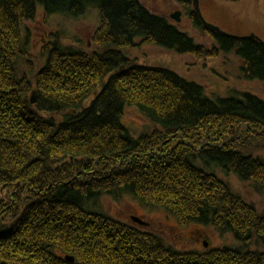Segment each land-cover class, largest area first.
I'll use <instances>...</instances> for the list:
<instances>
[{
    "label": "trees",
    "instance_id": "trees-1",
    "mask_svg": "<svg viewBox=\"0 0 264 264\" xmlns=\"http://www.w3.org/2000/svg\"><path fill=\"white\" fill-rule=\"evenodd\" d=\"M86 1L0 0V264H264V210L222 180L264 194V101L250 93L212 99L167 69L138 67L122 51L137 36L177 51L201 47L139 0ZM91 4L103 23L94 33L100 43L94 36L91 48L67 49L55 34L49 44L60 54L51 48L31 74L38 110L72 108L48 120L30 110V79L16 68L32 59L22 24L39 5L46 22ZM218 38L246 63L249 80L264 79V46ZM128 106L146 121L141 131L122 122ZM101 197H130L181 227L211 226L234 241L227 251L177 248L94 213Z\"/></svg>",
    "mask_w": 264,
    "mask_h": 264
},
{
    "label": "rangeland",
    "instance_id": "rangeland-1",
    "mask_svg": "<svg viewBox=\"0 0 264 264\" xmlns=\"http://www.w3.org/2000/svg\"><path fill=\"white\" fill-rule=\"evenodd\" d=\"M90 1L88 0L86 3ZM197 1L199 12L207 23L216 25L236 37L243 35L248 37L252 34L254 38L241 39L253 40L264 46V0ZM139 2L152 13L162 16L177 27L181 33L192 40L194 45H199L198 48L201 47V49L193 52L187 51V48L193 47L186 45L177 51L175 46L172 48L161 47L146 38L137 36L122 51H126L124 53L129 55L138 67L155 68L157 71L159 68L167 69L183 77L186 81L201 85L205 94L212 99L232 95L237 101H245L247 97L243 96L244 93H250L253 97L264 101V79L252 78L249 80L250 78L248 79L244 72L248 67L246 63L234 53L233 49L223 48L222 39L218 38L215 31L202 29L203 24L198 18V11L193 0H189L190 4H182L178 0H139ZM39 7L40 9L36 8L34 20L24 21L22 24L25 28L22 32V40L30 45L32 59L28 64L21 62L16 68L19 70V76L25 75L30 79V87L26 94L30 110L39 113L42 117H47L48 120L59 121L65 114L72 113V108L61 109L59 112L38 110L37 102L40 92L37 83L34 80L31 82V74L35 70H41L40 68L36 69L38 66L48 64L47 59L50 57L51 48L53 54H60V51L53 46L60 50L62 48L49 44L51 36L58 34L59 44L67 49L70 46L82 49L91 48L94 36L99 42L98 34L94 35V33L103 23L98 9L92 4L86 6L83 12L76 17L52 14L46 22L41 16L42 7L40 5ZM25 36L27 41L24 39ZM103 54L102 51L98 55L102 56ZM114 74L109 73L104 77V81H108ZM89 100L90 102L94 101V95L90 96ZM123 111L122 122L141 131L146 124V121L140 118L141 114L134 107L129 106L125 107ZM49 113H52L54 117ZM76 179H78L77 176L72 178L73 181ZM73 184L72 187H74ZM237 186L236 191L243 193L246 199L259 209L264 210V194H256L245 184L239 183ZM94 210L96 211L94 213L104 211L120 222L159 234L172 246L200 251L203 241L213 247L221 242L228 243L230 240L229 238H220L211 226L199 227L192 223L181 227L175 217L166 210L149 209L130 197L120 201L110 197H101L100 207ZM92 216L95 215L92 214ZM64 259L71 262L67 258Z\"/></svg>",
    "mask_w": 264,
    "mask_h": 264
},
{
    "label": "bare ground",
    "instance_id": "bare-ground-1",
    "mask_svg": "<svg viewBox=\"0 0 264 264\" xmlns=\"http://www.w3.org/2000/svg\"><path fill=\"white\" fill-rule=\"evenodd\" d=\"M214 26H216V25H214ZM216 27H218V26H216ZM202 29L203 30H205V29H207L205 26H203L202 25ZM220 29V28H219ZM220 31H221V33H223V34H219V33H215L218 37H227V38H234V39H241L240 37H243V36H238V37H236V36H232L230 33H228V32H226V31H224V30H222V29H220ZM220 178H223V177H220ZM223 180V182H225V183H227V184H229V185H231L232 186V183H233V186L234 187H236L237 185H238V183H236L237 181L235 180V179H232V178H228V179H222ZM240 195H242L244 198H246L244 195H243V193H239ZM220 238H228L227 236H223V237H221L220 236ZM233 240V239H232ZM232 240L230 239L229 240V242L227 243V242H225V243H223V242H221L220 244H218V245H215V246H213V247H211L210 245H209V243L208 242H206V241H203L202 243H201V248H202V250H200V251H208V250H211V249H214V248H216V249H224L225 251H227V249H228V247L229 246H227V245H229L231 242H232ZM234 241V240H233ZM209 245V246H208ZM224 246V247H223ZM177 248H182V247H180V246H176ZM65 258H67L69 261H71L72 263L74 262V258L73 257H71V256H65Z\"/></svg>",
    "mask_w": 264,
    "mask_h": 264
},
{
    "label": "water",
    "instance_id": "water-1",
    "mask_svg": "<svg viewBox=\"0 0 264 264\" xmlns=\"http://www.w3.org/2000/svg\"><path fill=\"white\" fill-rule=\"evenodd\" d=\"M193 1H194L195 8L198 11V18L201 20V23L203 24V26H205L208 30H212V31H215L216 33L223 34V33H221V31L218 27L214 26L211 23H207L204 20V18L202 17V15L199 12L198 1L197 0H193ZM176 14L178 15V13H176ZM240 38H254V35L250 34V35H248V37L244 36V37H240Z\"/></svg>",
    "mask_w": 264,
    "mask_h": 264
}]
</instances>
